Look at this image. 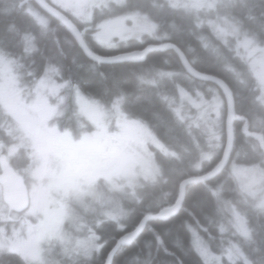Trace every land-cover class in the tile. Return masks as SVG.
I'll use <instances>...</instances> for the list:
<instances>
[{"label": "trees", "instance_id": "trees-1", "mask_svg": "<svg viewBox=\"0 0 264 264\" xmlns=\"http://www.w3.org/2000/svg\"><path fill=\"white\" fill-rule=\"evenodd\" d=\"M5 1L8 3L7 7L2 10L6 9L7 15L0 16V41L5 42V51L17 59L20 45L16 46L15 43L17 36L21 37V49L29 52L27 60L31 62L24 67L17 66L23 73L22 82L36 85L46 67L59 62L58 80L71 82L72 87L94 98L100 106L118 108L121 114L139 125L148 127L147 129L158 137H163V126L180 134L185 132L187 127L191 128L192 120L197 118L199 137L205 142L197 147L198 158L191 159L190 173L185 174L180 183L189 177L209 172L206 165L204 172L200 170L202 162L206 161L202 154L210 145L207 141L209 136L201 127L206 123L205 110L213 107V96L220 94L223 99L217 85L190 79L175 50L152 51L143 63L97 64L84 55L71 33L54 17L43 12L33 0H30L28 8L39 10L48 17L45 24L28 14L25 1L15 2L21 5L22 10H18V5H10L12 0ZM216 1L215 9L210 11L203 5L196 7L197 3L186 0L178 3L174 0H126L120 9V15L137 13L148 16L155 22V32L146 42L133 43L129 48L101 50L100 55L111 57L128 51L143 50L149 45L171 43L184 53L197 71L216 76L229 86L234 97L236 115L235 144L229 166L208 183L189 185L180 212L166 221H149L133 244L120 247L112 264H209L197 249L192 230L203 236L206 245L219 247L222 259L219 256L220 261L216 260L218 264H229L223 254L232 243L243 254L242 259L235 264H264V204L259 203L264 192L252 195L244 190L230 169L233 163L256 164L260 145L264 144V103L259 99L260 87L250 71L245 52L239 45H235L236 40L241 41L243 36L253 38L259 45H264V0ZM68 16L79 24L69 13ZM19 21H22V24ZM77 27L91 46L90 33L94 30H89L86 34L80 25ZM28 36L33 38L35 44L31 51L24 43ZM226 44L234 52L231 53L229 49L226 51ZM71 53L75 56H71ZM189 82L198 85L196 108H192L193 89L187 95H182L175 89L177 86L180 91H187ZM164 92L166 98H163ZM64 111V116H56L53 119L62 129H69L68 126L61 125L67 119L76 120L81 127L90 126L72 105L65 107ZM6 117V125L0 122V148L4 150L11 145L10 131L17 129L10 123V116L6 114ZM221 120L217 150L226 139L224 108ZM90 130L87 128L86 131ZM73 133L79 137L78 132ZM167 139V144L174 150L180 151L181 154L188 153L186 147L190 148V145L186 140L183 145L176 141L174 144L171 138ZM182 139L184 138L181 137ZM154 152L158 162L166 159L158 150ZM28 153L29 150L25 146L18 148L15 153L20 160L16 164L17 168H29L38 161ZM9 158L15 165L12 155H9ZM161 172L158 179L142 181L143 185L136 187V193L131 196V199L133 197L135 200L119 205L118 211L124 213L125 210L126 216H104L103 220L98 216V222H101L98 223L97 252L94 251L97 247L95 246L94 253L92 251L91 254L75 261L70 260L69 255L70 258L66 260L71 264H105L119 237L134 229L146 214H157L172 206L178 197L179 188L177 189L175 184L169 187L165 183L169 175L167 170ZM99 183L105 186L108 196L119 197L110 192L112 185L109 181L100 180ZM7 206L0 214H5ZM234 210L239 211L246 220V236L237 235L234 230L239 223ZM0 253L5 254L0 257L3 263L7 261L9 264L13 261L16 264H27L22 256L16 253L2 249Z\"/></svg>", "mask_w": 264, "mask_h": 264}, {"label": "rangeland", "instance_id": "rangeland-1", "mask_svg": "<svg viewBox=\"0 0 264 264\" xmlns=\"http://www.w3.org/2000/svg\"><path fill=\"white\" fill-rule=\"evenodd\" d=\"M48 1L61 10L70 11L78 20L80 15L86 22H90L95 16L100 21L111 20L107 25H99L98 32L92 33L93 40L99 45V49L93 50L97 54H101V50L129 48L133 42L145 40L141 37L142 34L152 35L155 28L152 19L131 16L132 23H128L129 33L122 35L120 31L123 30L122 24L129 18L125 16L119 18L118 15L126 0ZM174 1L178 3L182 0ZM186 1L197 3L196 7L203 5L210 11L215 9L217 3L216 0ZM36 12L43 21H48V17L39 10ZM139 19L145 22H139ZM136 27H139L140 31L134 30ZM28 38L24 43L32 49L34 44ZM235 45H239L245 52L250 71L260 87L262 97L259 99L264 103V45H259L255 39L244 36L241 41L237 39ZM225 49L234 52L228 44ZM28 53L19 48L16 60L11 61L12 59L8 58V61L3 63L0 58V104L4 112L10 116V123L18 127L24 136L16 128L10 131L11 145L6 147L7 152L0 151V155H3L1 157L8 162L9 155H12L15 161L14 169L22 178L31 197L30 206L24 212L15 214L14 210L7 206L5 214H0L2 216L0 217V249L22 256L28 264H71L65 257L69 258L70 255V257L83 258L87 246L84 247L73 239L66 230L64 221L67 211L62 204L64 190L79 193L85 189L84 181L92 183L98 175V183L100 180L109 181L112 185L110 192L119 196L112 198L106 192L98 193V215L101 218L104 217L103 214L108 217H121V213L112 214V211H118L120 204H128L131 201V187L139 186L141 181H153L158 175V166L154 165L150 147L157 149L160 144L158 146L152 135L145 133L144 127L121 114L118 108L100 106L87 98L89 96L84 92L81 93L78 88H69L67 82L57 80L60 74L54 67L44 72L43 77L34 85L33 91H29L27 85L22 87L19 79L23 73L20 69H14L15 72H12L11 65L24 67L31 64L27 60ZM213 98V108L208 111L210 123L208 121L203 128L210 134L208 139L210 150L207 151V158L218 149L216 137L219 135L224 106L220 94L214 95ZM197 104V101H194V105ZM70 105H73L92 126L98 127V131L90 136L82 134L78 140H75L71 133L58 130L60 125L53 119L56 116H64L66 112L64 108ZM195 119L197 121V118ZM61 125L68 126L71 131H81L80 125L73 119H67ZM181 134L188 139L189 127ZM199 136V133L195 135V142L198 145L203 142ZM192 137L194 140V136ZM23 146L29 150L28 155L38 161L32 167L19 169L16 164L20 160L15 153ZM97 156L98 173H91L86 170V164L89 158ZM50 161L62 167L56 164L53 166ZM254 165L233 163L230 166L241 187L252 195L261 191L258 170ZM0 199L4 202L2 186H0ZM259 203L264 204V193ZM0 207H3L1 202ZM234 213L239 221L237 228L234 229L236 234L246 236L248 227L244 216L237 210H234ZM192 235L197 249L206 261L209 264H218L216 260L220 261L219 256L221 257L222 254L219 252V247L206 245V241L198 231L192 230ZM234 245L232 243L223 254L229 264H235L243 257L242 252ZM5 263L7 264V261ZM9 264L16 263L10 261Z\"/></svg>", "mask_w": 264, "mask_h": 264}, {"label": "water", "instance_id": "water-1", "mask_svg": "<svg viewBox=\"0 0 264 264\" xmlns=\"http://www.w3.org/2000/svg\"><path fill=\"white\" fill-rule=\"evenodd\" d=\"M37 5L47 14L53 16L59 20L62 25L73 35L74 39L78 43L80 49L84 52L86 57L94 62L100 64H111V63H121V62H131V63H143L147 55L156 50V51H168L175 50L176 54L179 57L182 68L190 75L191 77L204 82H212L216 84L221 90L224 101L226 105V120H225V129H226V141L223 148L222 158L214 167L213 170L196 177H191L185 179L181 182L179 187V195L177 201L171 207H167L161 210L157 214L146 215L139 225L132 231L123 234L117 239L115 247L110 251L109 255L106 258L105 264H112L116 252L120 249L121 246H128L133 244L138 237L143 233L146 224L150 220H169L175 217L181 210L182 204L185 199V186L196 183H208L215 178H217L220 173L227 168L233 154L234 144H235V130L234 122L235 117V106H234V97L229 86L220 78L208 74L200 73L195 70L192 65L187 60L186 56L180 49L171 43L163 45H150L144 50H137L127 53H122L112 57H104L92 52L88 45L86 44L84 38L81 36L80 32L76 26L58 9L49 4L46 0H34ZM2 171L3 177L1 182L5 188V200L16 210H23L27 207L29 198L27 189L13 168H11L4 160H2Z\"/></svg>", "mask_w": 264, "mask_h": 264}, {"label": "flooded vegetation", "instance_id": "flooded-vegetation-1", "mask_svg": "<svg viewBox=\"0 0 264 264\" xmlns=\"http://www.w3.org/2000/svg\"><path fill=\"white\" fill-rule=\"evenodd\" d=\"M15 2H17V0H12V3L10 5H12L13 7L18 5L17 6L18 10L21 9V6H19V4H15ZM7 4H8L7 1L0 0V7L6 8ZM25 5H27V2L25 3ZM0 14L3 16L7 15L6 12L0 13ZM110 21H111L110 19H107L105 21H101L99 23V25H107V23ZM78 22H79L78 25L81 26L80 28H82L84 33H86V34H87V31H89V30H98V18H97V16H95V18H92L90 22H86L83 19V17H81V18L79 17ZM19 23L22 24V21H19ZM122 27H123L122 28L123 30H120V31L123 34L127 30L126 29L127 23L125 22V20L122 24ZM91 36H92V34H91ZM91 42H92V49L93 48L98 49L99 45L93 40V36H92ZM15 44H16V46L20 45V48H21V37L17 36ZM5 48H6L5 42L0 41V58L2 59V61H4L5 55H6ZM53 65L60 68L59 62H55ZM189 78L192 79L191 77H189ZM189 83H190V87H187L188 88L187 91H184V89L180 91L177 86L175 89L182 95L189 93V91L191 89H193V96L191 95L192 96V98H191L192 99V108H196V106L194 105V101L198 100V96H197L198 85L192 84L191 82H189ZM173 89H174V87H173ZM163 98H166L165 92L163 94ZM6 121L7 120L5 117V112L2 109V106L0 104V122H1V124L3 123L6 125ZM141 126L143 127L142 124H141ZM97 131H98V127H91V130L87 133V135L90 136V135L96 133ZM82 132H83V130H82ZM172 132L174 134H178V132L176 133L175 130H173ZM197 133H198V124H197L196 119L192 120V127L190 130V134L188 136V139L185 138L184 135H182L180 133L181 137L184 138V139H182V144L185 145V140H186L188 142L187 144L190 145V148L186 147V151L188 153L197 152V144L195 142V135ZM73 136L75 138L77 137L74 134H73ZM152 136L158 142V146L160 144V147H158L157 149H158V152H161V155L164 158H172L177 153H180V151L174 150L171 146H169L167 144V141H169V140L164 135V133H163V137H158L156 134H153ZM192 136H194V140H193ZM80 137H81V135L78 137V139ZM172 141L174 143V140H172ZM187 148H188V150H187ZM193 158H195V156ZM55 164L56 163H54V162L52 163L53 166H55ZM56 165L58 167H62V166H59L58 164H56ZM86 165H87L86 170H88L91 173H98V156L89 158V162ZM82 170H84L83 167H82ZM159 170H160V168H159ZM1 175H2V173L0 174V177H1ZM84 182H85V188H92L93 186H95L98 183V175H97L96 180L94 182H92V183H88L87 181H84ZM0 186H2V189L4 190V187L1 183H0ZM134 191H135V189H133V192ZM135 193L136 192H134L133 194H135ZM78 194H80V195H78ZM63 197H64L63 204L66 207V211H67L66 225L68 228L69 235H72L73 239H77L80 242H84V243L88 244L89 249L91 251H93V246H97L94 249V251L97 252L98 251V249H97L98 248V193L93 192L91 194H88L84 190H81L79 193L75 192V191H71V190H64ZM53 198L54 199L56 198V192L54 193ZM3 206H5V204H3ZM3 255H5V254L0 253V257H3ZM0 264H4L3 262H1V259H0Z\"/></svg>", "mask_w": 264, "mask_h": 264}, {"label": "clouds", "instance_id": "clouds-1", "mask_svg": "<svg viewBox=\"0 0 264 264\" xmlns=\"http://www.w3.org/2000/svg\"><path fill=\"white\" fill-rule=\"evenodd\" d=\"M224 145H220V149L215 151V155H213L210 159L203 161L201 165V172H204L205 165L207 166V171H211L214 169L216 163L219 159L222 158V150ZM198 158V152H190L187 154L177 153L172 158H166L163 161H159L161 170H167L168 177L165 180V183L171 187L175 184V187L179 188V183L183 179L185 174L190 173V161L193 157ZM258 172V180H259V187L261 192H264V144L260 145V150L258 153V161L255 164ZM179 178V179H177ZM85 192H94V193H104L106 188L104 185L97 183L92 188H85ZM188 186H185V195L187 196Z\"/></svg>", "mask_w": 264, "mask_h": 264}, {"label": "bare ground", "instance_id": "bare-ground-1", "mask_svg": "<svg viewBox=\"0 0 264 264\" xmlns=\"http://www.w3.org/2000/svg\"><path fill=\"white\" fill-rule=\"evenodd\" d=\"M3 8L0 7V13H5L6 12V9L5 10H2ZM0 16H3L0 14ZM72 54V53H71ZM71 56H75L74 53L71 55ZM193 67V66H192ZM195 69V68H194ZM196 70V69H195ZM132 74H134L133 72H131ZM205 74V73H203ZM163 129V133L164 135L167 137V138H171L172 140L176 141V142H181L182 143V140H181V134H174L172 131L168 130V128L166 126H163L162 127Z\"/></svg>", "mask_w": 264, "mask_h": 264}]
</instances>
